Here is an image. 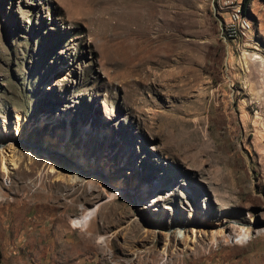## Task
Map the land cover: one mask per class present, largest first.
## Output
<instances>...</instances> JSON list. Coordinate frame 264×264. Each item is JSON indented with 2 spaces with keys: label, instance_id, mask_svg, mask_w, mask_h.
<instances>
[{
  "label": "rangeland",
  "instance_id": "obj_1",
  "mask_svg": "<svg viewBox=\"0 0 264 264\" xmlns=\"http://www.w3.org/2000/svg\"><path fill=\"white\" fill-rule=\"evenodd\" d=\"M244 52L264 0H0V264H264Z\"/></svg>",
  "mask_w": 264,
  "mask_h": 264
},
{
  "label": "bare ground",
  "instance_id": "obj_2",
  "mask_svg": "<svg viewBox=\"0 0 264 264\" xmlns=\"http://www.w3.org/2000/svg\"><path fill=\"white\" fill-rule=\"evenodd\" d=\"M241 61L244 65V67L247 69V71L249 70L251 65L254 64L259 69V71L261 72V75L264 76V57L263 56H258V55H256V53L249 54V53L244 52V54L241 57ZM69 132L70 131H68L66 133L67 137L70 135ZM95 136L98 137V133H95ZM1 141H3V140L0 138V142ZM49 142H51V140L46 138V140L44 141V144L42 146V150H41L42 153H45L47 155H48L47 151L49 150L48 149L49 147L47 145L50 144ZM64 149H65V147H63V145L60 146V150H64ZM78 159H80V158L78 157ZM10 160L12 161L13 159L11 158ZM84 171L85 170H84L83 166L81 165V163L79 161H77V162L73 163L71 170H69L65 175H62L61 178L66 180V181H69V182H76V181L81 180V179L84 180L85 178H88V173L87 172L85 173ZM223 227H224V224H220L219 228L215 232L218 235H222ZM213 239L216 240L217 238H213Z\"/></svg>",
  "mask_w": 264,
  "mask_h": 264
}]
</instances>
